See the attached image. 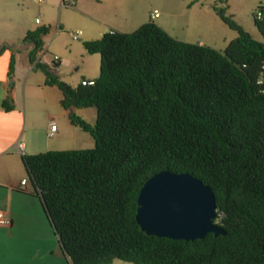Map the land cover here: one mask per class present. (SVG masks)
<instances>
[{"label":"trees","instance_id":"1","mask_svg":"<svg viewBox=\"0 0 264 264\" xmlns=\"http://www.w3.org/2000/svg\"><path fill=\"white\" fill-rule=\"evenodd\" d=\"M225 3L227 0H224ZM217 15L238 34L223 49L180 40L155 21L84 41L99 53L94 84L73 86L57 63L36 60L48 27L29 30L30 61L60 88L62 105L96 108L94 146L23 154L22 162L71 264H264V38ZM260 33L264 23L254 17ZM4 107H13L6 100ZM187 172L210 186L225 234L193 240L148 235L136 221L142 185Z\"/></svg>","mask_w":264,"mask_h":264},{"label":"crops","instance_id":"2","mask_svg":"<svg viewBox=\"0 0 264 264\" xmlns=\"http://www.w3.org/2000/svg\"><path fill=\"white\" fill-rule=\"evenodd\" d=\"M57 1L48 3V6L56 7ZM97 3L99 5L90 9V21L81 35L85 34L77 39L72 37L70 24L62 20L56 25L48 19L40 20L35 26L26 24L21 28L14 24L0 25V211L11 221L9 226H0V264H71L46 216L40 197L34 191L22 155L46 150L91 148L95 143L89 131L73 124L69 118L73 112L90 124V117L94 114L88 109L90 106L65 108L62 105L60 88L48 83L44 71L29 59L33 44L23 41L27 31L48 27L47 33L42 35V48L37 52L36 60L49 66L57 63L55 75L73 86L82 79L98 77L99 53H89L84 41L99 38L108 31L129 32L153 20L180 40L207 44L201 32L193 40L179 38L182 33L176 35L172 32L180 23L176 19L180 12L176 10L166 11L170 19L158 20L161 13L151 18L153 11L149 10L146 15L140 7L141 0H98ZM128 4L131 9L129 15L125 9ZM195 6L196 2L188 3L186 9ZM187 33L188 30L183 35L187 36ZM226 43L228 41L224 45ZM211 46L217 49L225 47ZM54 55L59 56L58 60L54 61ZM70 64L73 72L65 76L63 72ZM72 79H75V84ZM4 100L13 107L7 110ZM53 122L56 129L50 135L49 126ZM22 179H26L25 184H21ZM124 262L116 258L111 264Z\"/></svg>","mask_w":264,"mask_h":264},{"label":"rangeland","instance_id":"3","mask_svg":"<svg viewBox=\"0 0 264 264\" xmlns=\"http://www.w3.org/2000/svg\"><path fill=\"white\" fill-rule=\"evenodd\" d=\"M60 1L61 0L57 1L56 7H51L48 6V3H52L54 0H46L44 3H38L35 0H0V25L3 27L14 24L16 27L20 26V28L24 27L26 24L35 26L37 25L36 18H39L43 21L47 19L51 20V24L55 25L59 20H62L65 24H70L71 33H75V31L79 30L86 31L85 25L87 29V22L90 21V14L92 12L90 9L99 5L97 3L98 0H80L79 3L77 0L73 6L59 5ZM261 1L262 0H227V3H225L224 0H146V2L141 0L140 7L146 15L149 10L153 11L156 9L159 11L161 17L160 19L158 18V20H164V18L170 19L171 17L167 15L166 11L176 10L180 12L176 19H178L180 23H183V25L179 23L177 27L172 30L174 34L178 35L182 33V35H178L179 38L182 36L188 38V40H193L196 34L201 32L204 36V38H202L207 45L210 44V46L214 45L222 48L228 44L226 43L224 45L225 41L229 42L232 38H235L238 32L222 21L212 6L216 4L220 7H225L226 13L231 15L239 25L248 31L254 38L263 40V35L258 30L253 19V13ZM194 2L197 3V6L186 9V4L189 3L191 5ZM129 7V4L125 7V9H127V15L131 12ZM186 30H188L187 36L183 35L186 33ZM84 34H80V38ZM46 36L47 35H45V37ZM49 55L52 56L53 53H49ZM97 55L100 62V55ZM72 69L73 65L70 64V67L64 70L63 74L69 76L71 72H73ZM98 69V73H100V63ZM71 81L73 84L76 83L75 79ZM88 109L94 113L93 116L90 117V124L93 126L96 120V108L90 106ZM124 263L133 264L127 261Z\"/></svg>","mask_w":264,"mask_h":264},{"label":"water","instance_id":"4","mask_svg":"<svg viewBox=\"0 0 264 264\" xmlns=\"http://www.w3.org/2000/svg\"><path fill=\"white\" fill-rule=\"evenodd\" d=\"M137 204V224L148 235L193 240L225 234L213 221L217 207L212 189L190 173H155L142 185Z\"/></svg>","mask_w":264,"mask_h":264},{"label":"built area","instance_id":"5","mask_svg":"<svg viewBox=\"0 0 264 264\" xmlns=\"http://www.w3.org/2000/svg\"><path fill=\"white\" fill-rule=\"evenodd\" d=\"M37 1L38 3H44L46 0H35ZM76 3V0H61L60 1V5H75ZM159 16V11H157L156 9L153 10V12L150 14V17L151 18H156ZM254 17L260 21V22H263L264 23V0H262L256 10L254 11ZM40 19L39 18H36V22L39 23ZM82 33V30H79V31H75V33H72V37L74 39H77L79 37V35ZM263 38H264V33H263ZM54 61L55 60H58L59 56L58 55H54ZM94 79H82L81 80V84L82 85H92L94 84ZM257 83L259 85H261L262 87V90L264 91V72H262L258 78H257ZM56 129V123H51L50 126H49V133L50 135H52L54 133ZM26 182V179H22L21 180V184H25ZM10 219L3 213L0 211V226H9L10 225Z\"/></svg>","mask_w":264,"mask_h":264}]
</instances>
